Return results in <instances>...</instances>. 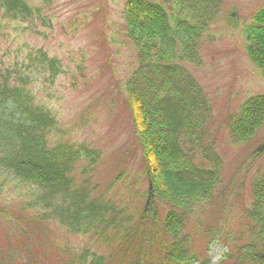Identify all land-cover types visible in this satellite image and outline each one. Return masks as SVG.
<instances>
[{
  "label": "trees",
  "instance_id": "obj_1",
  "mask_svg": "<svg viewBox=\"0 0 264 264\" xmlns=\"http://www.w3.org/2000/svg\"><path fill=\"white\" fill-rule=\"evenodd\" d=\"M221 5L222 0L125 3L124 32L138 61L121 90L148 179L142 210L97 193L88 176L77 182L75 171L82 160L90 164L84 175L97 165L96 149L50 142L58 121L36 101L30 85L38 76L52 83L62 75L56 59L42 49L32 50L23 64L0 74V193L15 183V189L26 188L30 197L23 208L40 211L39 219L56 221L71 234L90 235L106 244L117 240L111 256L86 247L68 264L211 263L207 253L194 249L186 225L199 218L198 208L219 196L224 161L209 128L211 102L190 66L203 65V36ZM42 12L31 0H0L2 17L17 24L44 20ZM241 33L250 62L264 73V8L244 22ZM263 126L264 94L250 96L229 120L237 144L253 140ZM250 194L239 230L226 237L206 229L213 242L226 249L217 264H264V173L254 178ZM161 206L166 208L164 217ZM0 215L8 220L12 216L2 207Z\"/></svg>",
  "mask_w": 264,
  "mask_h": 264
},
{
  "label": "rangeland",
  "instance_id": "obj_2",
  "mask_svg": "<svg viewBox=\"0 0 264 264\" xmlns=\"http://www.w3.org/2000/svg\"><path fill=\"white\" fill-rule=\"evenodd\" d=\"M126 1L31 0L33 6L42 7L44 18L32 24L11 22L1 12L0 74L23 64L32 50L42 49L56 59L64 73L52 83L38 76L30 85L36 101L58 121L50 142L96 149L100 155L97 165L84 175L90 164L88 159L82 160L75 171L77 182L88 176L97 193L142 210L148 179L122 92L138 61L124 32ZM261 8L264 0H222L220 12L203 36V65L190 66L211 102L209 128L224 161L219 196L212 204L198 208L199 218L193 217L186 225L194 249L207 253L210 264L223 258L225 248L213 242L214 236L206 229L226 237L239 230V220L251 200V184L264 173V126L253 140L241 144L232 141L229 131V120L240 112L244 101L264 94V73L249 61L239 27ZM26 194V188L15 189V183H8L0 193V207L12 214L9 220L0 215V264H68L73 254L86 247L105 256L115 253V238L106 244L90 235L71 234L56 221L39 219L40 211L23 208L30 199ZM165 212L161 206V217Z\"/></svg>",
  "mask_w": 264,
  "mask_h": 264
}]
</instances>
